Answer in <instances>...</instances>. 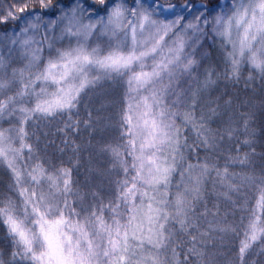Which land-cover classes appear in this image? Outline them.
<instances>
[{
  "label": "snow or ice",
  "instance_id": "obj_1",
  "mask_svg": "<svg viewBox=\"0 0 264 264\" xmlns=\"http://www.w3.org/2000/svg\"><path fill=\"white\" fill-rule=\"evenodd\" d=\"M0 264H264V0H0Z\"/></svg>",
  "mask_w": 264,
  "mask_h": 264
},
{
  "label": "trees",
  "instance_id": "obj_2",
  "mask_svg": "<svg viewBox=\"0 0 264 264\" xmlns=\"http://www.w3.org/2000/svg\"><path fill=\"white\" fill-rule=\"evenodd\" d=\"M238 88L241 90V94H243V89H244L243 84L239 85Z\"/></svg>",
  "mask_w": 264,
  "mask_h": 264
}]
</instances>
